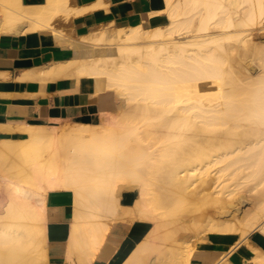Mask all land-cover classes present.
I'll return each mask as SVG.
<instances>
[{
    "label": "bare ground",
    "instance_id": "6f19581e",
    "mask_svg": "<svg viewBox=\"0 0 264 264\" xmlns=\"http://www.w3.org/2000/svg\"><path fill=\"white\" fill-rule=\"evenodd\" d=\"M164 5L165 25L88 34L79 44L84 56L41 73L43 81L71 70L75 86L89 84V97L112 91L118 98L97 117L24 123L25 138L0 141V264L49 263L45 200L52 189L72 193L70 263L90 264L110 227L123 221L130 234L138 230L128 237L120 264H190L204 235L264 233V44L251 49L255 68L248 66L251 57L247 66H238L239 59L233 65L226 43L239 37L242 52L250 49L243 38L262 27L264 0ZM33 15L40 19L42 12ZM104 41L110 53L100 49ZM210 179L215 185L207 189ZM239 179L261 187L251 216L239 225L220 219L223 208L205 216L203 204L221 203ZM197 188L199 206L192 200ZM131 194V204H122ZM195 210L200 218L180 221ZM234 245L212 263L229 264Z\"/></svg>",
    "mask_w": 264,
    "mask_h": 264
},
{
    "label": "crops",
    "instance_id": "0c3cea01",
    "mask_svg": "<svg viewBox=\"0 0 264 264\" xmlns=\"http://www.w3.org/2000/svg\"><path fill=\"white\" fill-rule=\"evenodd\" d=\"M164 6V0H0V141L25 138L24 123L52 118H58L61 123L68 117H94L92 111L97 114L103 111L100 99L107 97L109 92L89 97V84L81 81L78 87L75 86L76 79L71 70L67 75L43 81L41 73L50 64L57 65L77 57L82 37L88 34L101 30H127L138 26L137 23L149 30L165 25ZM40 12L42 18H35L33 14ZM113 105L114 100L105 110H111ZM46 196L47 262L78 264V260L71 263L66 260L72 193L67 189H52ZM120 225L110 227L90 264H120V257L126 255L123 253L128 237L138 230L133 227L130 234L127 221ZM256 229L244 236L234 233L205 245L201 243V249L195 250L190 264H222L221 261L212 262L232 242L235 247L227 256L229 264H264V233Z\"/></svg>",
    "mask_w": 264,
    "mask_h": 264
},
{
    "label": "rangeland",
    "instance_id": "374dc122",
    "mask_svg": "<svg viewBox=\"0 0 264 264\" xmlns=\"http://www.w3.org/2000/svg\"><path fill=\"white\" fill-rule=\"evenodd\" d=\"M261 26V25H260ZM241 38V37H240ZM243 39H245L246 41H247V45H246V50H247V48L249 49V50H247V52L248 53H250V54H248L246 51H244V52H242L243 50H244V48H243V50H242V48L241 47H243V45H242V39H240L239 40V37H234V38H230V39H228V40H226V43L228 44V46H232V50H230V54H231V56H232V62H233V65H235L234 63L236 62H239L238 61V59L239 60H242V61H240V63H237L238 64V66H240L241 65V63H242V65L245 63V64H247V62L252 58V51H254V50H251V49H253L254 47L255 48H257L258 46H260V45H263L264 44V23H262V27L259 29V30H254V31H251L250 32V35H246V36H244V38ZM238 42H237V41ZM241 41V42H240ZM240 43H241V45H240ZM106 44V45H105ZM108 44L110 45V42H108V41H104L103 42V47H101L100 48V46H98L100 49H104V54L108 51V53H110L109 52V50L110 49H108V48H106V47H108ZM250 44V45H249ZM255 44V45H254ZM105 45V46H104ZM252 45H254L253 47H252ZM107 50V51H106ZM244 53L246 54L247 53V56L246 57H243L244 56ZM107 54V53H106ZM240 55H242V56H240ZM251 55V56H250ZM76 56H84V53H81V51H79L78 53H77V55ZM251 57V58H250ZM249 58V59H248ZM253 59V58H252ZM250 62L251 63H249L248 62V64H251V65H248L249 67H254L255 66V64H256V61H255V64H254V59H253V61H251L250 60ZM253 62V63H252ZM244 64V65H245ZM243 65V66H244ZM247 65H245V66H247ZM255 68H256V66H255ZM105 93H107V92H105ZM105 93H101V94H105ZM100 94V95H101ZM99 96V95H98ZM118 97H117V95L114 93V92H109L108 93V95H107V97H104V98H101L100 99V105H101V108L103 109V110H105V109H107V107L110 105L111 106V103L113 102V100H114V105H115V100L117 99ZM114 105H113V107H114ZM113 107H112V109H113ZM111 109V110H112ZM91 113H93V114H95V116L94 117H97V112L96 111H92ZM63 122H61V123H59L58 122V124H62ZM211 176H212V173L210 174ZM210 176V177H211ZM213 179H210L209 181H208V185H207V189H209V187H210V185L212 186V187H214V183H213V181H212ZM242 179H239L237 182L238 183H234V184H232L231 185V187H229L227 190L228 191H226V194H228L227 196H226V198L224 199V200H222V202L221 203H216L217 204V206H215L216 204H213V206L209 203H206V204H208V205H206L205 203V205L203 204V206L205 207V208H203L202 209V212L204 213V214H206L205 216H217L216 214H218V212H219V208H223L221 211H222V213L219 215L220 216V219L222 220V218H223V221H225V222H227L228 224H233V223H235V225H239L240 223H243L244 221H245V219H247L248 217H250L251 216V214H252V212H254V210L256 209V207H258V204H259V202L261 201V197H262V193L260 192L261 191V187L259 186V185H256L255 183L256 182H254V181H256V180H252V181H243ZM211 183V184H210ZM247 183V184H246ZM237 184V185H236ZM233 185H235V186H233ZM198 185L196 184V185H193V187H191V189H193L194 187H197ZM256 186V187H255ZM234 187V188H233ZM211 188V187H210ZM196 189V188H195ZM194 189V192L192 191V193H194V194H192L193 195V197H192V200H193V198H197L198 199V197H197V192H199V188H197V190H195ZM214 189V188H213ZM260 189V190H259ZM130 190V189H129ZM232 190V191H231ZM126 191H128V189H123V192H126ZM132 191H134V190H132ZM260 192V193H259ZM258 193V194H257ZM199 194V193H198ZM33 196L36 198V196L37 195H35L34 193H33ZM195 196V197H194ZM199 196V195H198ZM134 197H135V195L133 194H131V195H126L125 196V198H123L122 197V201H121V203L122 204H131V201L134 199ZM260 198V199H259ZM127 199H129V200H127ZM197 199H194L196 202H197V204L196 205H198V203H200V200H201V198H199L200 200L198 201ZM193 200V202H195ZM192 202V204H191V206L190 207H192V205L194 204ZM195 202V203H196ZM223 202H225V203H223ZM202 203V202H201ZM225 204V205H224ZM195 205V206H196ZM199 205H201V204H199ZM198 205V206H199ZM219 206V207H218ZM189 207V208H190ZM208 207V208H207ZM217 207V208H216ZM205 209V210H204ZM226 211H225V210ZM210 210V211H209ZM217 211V212H216ZM224 211V212H223ZM196 210H195V213L193 212V211H189V212H184V214L183 215H181V218H180V221H182L183 223L185 222V221H190V220H192L191 218H194V216H196L197 214H196ZM201 212V211H200ZM192 213V214H191ZM211 213V214H210ZM191 216H190V215ZM195 214V215H194ZM213 214V215H212ZM186 215V216H185ZM194 215V216H193ZM190 218V220H189V218ZM197 218H200V217H198V215L196 216ZM195 217V218H196ZM184 218H186V219H184ZM188 218V219H187ZM226 220H228V221H226ZM183 219L185 220V221H183ZM182 222H180V224H182ZM115 225H119V224H115ZM184 225V224H183ZM185 225H189L187 222L185 223ZM236 234H238L239 235V232L238 231H236L235 232ZM199 236H202V233H200L199 234ZM206 237V238H205ZM202 238H204L203 240L204 241H199V240H196L195 242V244H194V249L195 250H200L201 249V246H202V244L203 245H205L206 244V242L208 243L209 241H215L216 240V238L217 237H215V235H210V236H206V235H204ZM208 239V240H207ZM202 243V244H201Z\"/></svg>",
    "mask_w": 264,
    "mask_h": 264
}]
</instances>
